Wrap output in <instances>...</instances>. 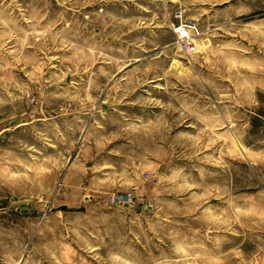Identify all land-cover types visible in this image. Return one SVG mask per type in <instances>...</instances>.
<instances>
[{"label":"rangeland","instance_id":"rangeland-1","mask_svg":"<svg viewBox=\"0 0 264 264\" xmlns=\"http://www.w3.org/2000/svg\"><path fill=\"white\" fill-rule=\"evenodd\" d=\"M0 264H264V0H0Z\"/></svg>","mask_w":264,"mask_h":264},{"label":"built area","instance_id":"built-area-1","mask_svg":"<svg viewBox=\"0 0 264 264\" xmlns=\"http://www.w3.org/2000/svg\"><path fill=\"white\" fill-rule=\"evenodd\" d=\"M178 32V37L180 36V40L185 46L186 50L193 51L195 50L196 42H195V32L198 33L197 26L192 23H182L176 28ZM132 193H128L127 195H122L118 197L119 202L126 203L131 199Z\"/></svg>","mask_w":264,"mask_h":264},{"label":"bare ground","instance_id":"bare-ground-1","mask_svg":"<svg viewBox=\"0 0 264 264\" xmlns=\"http://www.w3.org/2000/svg\"><path fill=\"white\" fill-rule=\"evenodd\" d=\"M203 47V46H202Z\"/></svg>","mask_w":264,"mask_h":264}]
</instances>
